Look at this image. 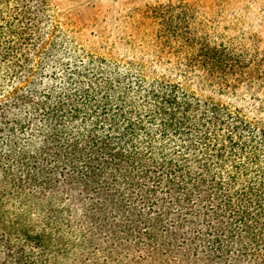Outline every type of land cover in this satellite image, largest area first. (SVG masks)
<instances>
[{
	"label": "trees",
	"instance_id": "16d2710c",
	"mask_svg": "<svg viewBox=\"0 0 264 264\" xmlns=\"http://www.w3.org/2000/svg\"><path fill=\"white\" fill-rule=\"evenodd\" d=\"M192 10L106 56L0 0V264H264V42Z\"/></svg>",
	"mask_w": 264,
	"mask_h": 264
},
{
	"label": "rangeland",
	"instance_id": "374dc122",
	"mask_svg": "<svg viewBox=\"0 0 264 264\" xmlns=\"http://www.w3.org/2000/svg\"><path fill=\"white\" fill-rule=\"evenodd\" d=\"M59 16L84 32L85 44L106 56L125 53L137 35L146 3L192 7L199 32L210 38H258L264 42V0H56ZM111 50L112 45H114ZM111 46V47H110Z\"/></svg>",
	"mask_w": 264,
	"mask_h": 264
}]
</instances>
